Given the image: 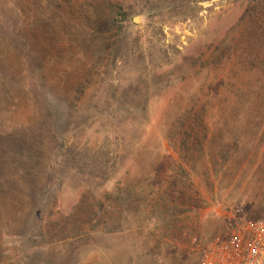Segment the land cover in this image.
Here are the masks:
<instances>
[{
  "label": "rangeland",
  "instance_id": "1",
  "mask_svg": "<svg viewBox=\"0 0 264 264\" xmlns=\"http://www.w3.org/2000/svg\"><path fill=\"white\" fill-rule=\"evenodd\" d=\"M263 213L264 0H0V264H194Z\"/></svg>",
  "mask_w": 264,
  "mask_h": 264
},
{
  "label": "built area",
  "instance_id": "2",
  "mask_svg": "<svg viewBox=\"0 0 264 264\" xmlns=\"http://www.w3.org/2000/svg\"><path fill=\"white\" fill-rule=\"evenodd\" d=\"M241 219L224 238L204 247L194 264H264V213Z\"/></svg>",
  "mask_w": 264,
  "mask_h": 264
},
{
  "label": "trees",
  "instance_id": "3",
  "mask_svg": "<svg viewBox=\"0 0 264 264\" xmlns=\"http://www.w3.org/2000/svg\"><path fill=\"white\" fill-rule=\"evenodd\" d=\"M240 23H243V27L241 29V32L239 34V36L237 38H235V48H236V51L238 52L241 47H243V49L245 50L246 49V42H247V36H246V28H245V15L241 16L240 18Z\"/></svg>",
  "mask_w": 264,
  "mask_h": 264
}]
</instances>
